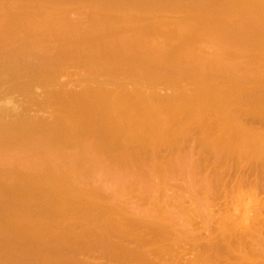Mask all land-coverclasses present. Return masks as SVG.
<instances>
[{"label": "bare ground", "instance_id": "6f19581e", "mask_svg": "<svg viewBox=\"0 0 264 264\" xmlns=\"http://www.w3.org/2000/svg\"><path fill=\"white\" fill-rule=\"evenodd\" d=\"M0 218L26 264H264V0H0Z\"/></svg>", "mask_w": 264, "mask_h": 264}, {"label": "rangeland", "instance_id": "374dc122", "mask_svg": "<svg viewBox=\"0 0 264 264\" xmlns=\"http://www.w3.org/2000/svg\"><path fill=\"white\" fill-rule=\"evenodd\" d=\"M72 72H73V71H72ZM72 74H73L74 77H76V76L78 75V73H76V76H75L74 72H73ZM64 77H65V76L63 75V76H62L63 81H66L67 78H64ZM71 77H72V75H71ZM71 77L69 76V78L67 79L69 82L72 81V82H71V85H69L70 83H69V82L67 83V81L64 82V83H66V84L69 85L70 87H79L78 85H79L80 83H77V85L75 84V82H78V81H76V78H77L78 76H77L76 78H74V77L71 78ZM73 78H74V79H73ZM69 79H70V80H69ZM73 81H74V82H73ZM72 83H73V84H72ZM73 85H74V86H73ZM69 86H68V87H69ZM160 87H162V86L160 85L159 88H160ZM167 90H168V89L163 88V87L160 89L161 92H166ZM257 125H258V124H257ZM128 196H133V199H137V196H135L134 194H129V195L125 196V197H128ZM247 201H248V200H244L243 203H246ZM13 202H14V203L11 202L12 207H13V213L9 216V219H11V218L14 219V218L16 217V214H17V213H16V209H17V210L19 209V207H18L19 204H16L15 201H13ZM32 203H33V202H32ZM32 203L30 204V206H33V205H34L35 207H37L36 205H38V204L40 205V204H41V203H36V205H35V202H34V204H32ZM42 203H43V202H42ZM14 204H15V205H14ZM42 205H43V204H41V207H42ZM121 205H123V204H121ZM34 206H33V207H34ZM14 207H15L16 209H15ZM43 207H44V205H43ZM123 207H124V205H123ZM14 209H15V210H14ZM14 213H15V215H14ZM2 221H3V220L0 218V224H1ZM73 222H74V221H73L72 219H68L67 222L64 221V224H63V225H60L59 228L62 229V226H63V229L70 228L71 231H72V230H73V231H76V228H77V230H78V227H76L75 225H71V223H73ZM206 222H207L206 219L199 218L198 221H197V223L194 225V227H197V229H198L199 232H204V231L207 229V228H206V226H207V225H206ZM65 223H66V224H65ZM68 223L72 226V229H71V226L68 225ZM76 225H77V224H76ZM53 228H54V227H53ZM70 230H69V231H70ZM50 231H51V229H50ZM12 241H13V240H12ZM22 245H23V244L21 243V245H19V246H16V247L13 246L14 248L17 249V251H16V250L13 251V247L11 248L12 245L10 246V242H9V246H8V245H6L5 247L3 246V249L0 247V254H3V255L0 256V257H1V258H0V259H1V260H0V264H2V263H3V264H4V263L6 264V262H7L6 260H8V263L11 264L10 261H11L12 259L17 258V257L20 256V255H21V257H22L24 251L27 250L28 253H27V252L24 253V255H26V257H25L24 255H23L24 257H22V260H23V263H22V264H26L27 262H26L25 260L28 258V256H29L32 252L30 253L31 250L29 249L30 247H29L28 245H26V244L23 245V246H22ZM20 246H22V247H20ZM25 246H26V247H25ZM17 247H18V248H17ZM7 248H8V249H7ZM21 248H22V249H21ZM9 249H10L11 252L9 251ZM11 249H12V250H11ZM1 250H2V251H1ZM4 250H5V251L7 250V254H6V252H5ZM20 250H21V251H20ZM22 251H23V252H22ZM9 252H10V253H9ZM19 252H20V254H19ZM8 253H9V255H8ZM26 253H27V254H26ZM80 254H81V253H79V256H80ZM12 255H13V256H12ZM82 255L86 257L85 254L82 253ZM82 255H81V256H82ZM3 256H4V257H3ZM6 256H8V257H6ZM10 256H11V258H10ZM16 256H17V257H16ZM30 256H31V255H30ZM79 256H78V257H79ZM81 256H80V257H81ZM83 256H82V257H83ZM5 257H6V258H5ZM12 257H14V258H12ZM9 258H10V259H9ZM5 259H6V260H5ZM24 259H25V260H24ZM24 261H25V262H24ZM12 263H13V262H12ZM19 264H20V263H19ZM101 264H102V263H101ZM104 264H106V263H104Z\"/></svg>", "mask_w": 264, "mask_h": 264}]
</instances>
